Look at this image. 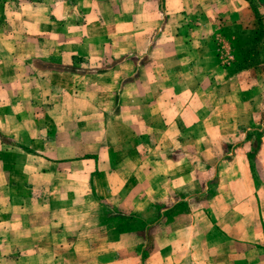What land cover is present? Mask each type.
Wrapping results in <instances>:
<instances>
[{
	"label": "crops",
	"instance_id": "0c3cea01",
	"mask_svg": "<svg viewBox=\"0 0 264 264\" xmlns=\"http://www.w3.org/2000/svg\"><path fill=\"white\" fill-rule=\"evenodd\" d=\"M39 1L23 2L27 10L20 20L25 22L26 36L0 31V63L4 56L15 57L11 59L14 61L21 55L47 60L59 53L90 59L142 54V33L157 32L161 24L157 21V25L141 29L140 20L145 19L147 8L183 10L195 8L196 3L207 11L191 38L195 39L197 33L199 41L214 54L213 31L200 32L202 24H212L209 21L214 16L207 0H107L104 4L95 0H50L46 20L37 18L44 2ZM75 13L81 17L82 31L62 26L63 20H71ZM164 22L162 29L166 30L182 24L178 19ZM177 38L182 37L177 34ZM183 38L188 41L190 36ZM17 64V68L7 64L6 71L22 72L27 66L24 62ZM77 71L74 66H55L33 78L17 80L7 75L0 80V89L5 85L9 89L0 96V264H89L93 259H87L88 250L82 249H87L91 239L109 236L106 227L93 219L92 212L99 209L97 193L94 198L85 189L81 197L72 190L75 185L92 190L94 184L98 192L97 185L103 182L109 191L113 182L108 179L107 185L108 174L100 166L111 167L117 161L113 163L103 154L121 145L114 127L98 129V135L106 140L92 138V122L113 116L104 108L90 110L91 105L100 104L115 87L123 91L137 86L139 73L135 79L123 80L118 67ZM251 111L245 109L239 124H253ZM259 140L255 159L251 160L245 148L218 165L213 182L219 189L214 192L212 188L210 206L204 204L202 209L178 214L163 228L153 227V251L145 264H264V131ZM117 183L113 184L116 188ZM122 205L131 203L127 199ZM134 207L140 210L145 203L138 200ZM73 216L79 217L77 227L61 223ZM124 237L121 234L114 244H122ZM75 248L81 249L77 252ZM99 260V264H134L131 259Z\"/></svg>",
	"mask_w": 264,
	"mask_h": 264
},
{
	"label": "rangeland",
	"instance_id": "374dc122",
	"mask_svg": "<svg viewBox=\"0 0 264 264\" xmlns=\"http://www.w3.org/2000/svg\"><path fill=\"white\" fill-rule=\"evenodd\" d=\"M26 1L0 0V31L19 38L26 36L25 22L20 20L27 10L23 8ZM40 1L44 2L38 9L41 14L37 18L46 20L51 1ZM95 1L104 4L107 0ZM207 2L212 4L210 11L214 16L209 21L212 24H202L200 32L213 31V55L205 42L199 41L197 33L195 39L191 38L195 28L204 22L207 11L196 3L195 8L183 10L168 6L147 8L145 19L141 17L140 20L141 29H149L157 21L161 24L156 28L157 32L142 33V54L116 59H90L63 53L47 60L22 55L14 61L11 59L15 57H1L0 80L7 75L17 80L33 78L47 73L52 67L64 65L86 72L118 67L123 80L135 79L139 73L137 86L123 91L115 87L109 90L107 98L100 100V104L91 105L90 110L104 108L113 116V119L92 122V138L103 141L98 131L114 127L121 146L103 154L113 163L117 161L111 167L100 166L105 175L108 174L107 185L108 179L113 182L111 187L109 183V191L104 189L103 182L97 185L99 194L94 184L92 190L83 185H75L72 190L81 197L85 189L86 194L92 192L94 196L97 193L99 209L92 212L93 219L96 218L99 226L106 227L109 235L91 239L87 249H82L88 250L87 259H93L88 261L89 264H99V259H131L134 264L138 259V264H145L153 251L151 231L154 226L163 228L164 224L174 222L178 214L202 209L204 204L210 206L212 188L214 192L219 189L213 177L224 160L245 148L251 154V160L259 155V137L264 131V0ZM75 14L71 20H63L62 26L66 30L78 28L76 32L82 31L81 17ZM177 19L181 26L162 29L165 20L174 22ZM177 34L182 38H177ZM187 35L189 40L183 41V36ZM43 44L51 43L44 41ZM22 62L27 65L22 72L5 69L7 64L15 67ZM0 91H3L2 97L9 89L5 85ZM245 109L252 110L253 124H239ZM76 123L79 127L77 120ZM117 181L115 186L118 188L113 186ZM127 199L131 206L122 205ZM138 200L145 203V208L137 210L134 207ZM64 222L72 228L80 223L78 216L62 219L61 223ZM123 233L126 236L123 243L116 246V238Z\"/></svg>",
	"mask_w": 264,
	"mask_h": 264
}]
</instances>
